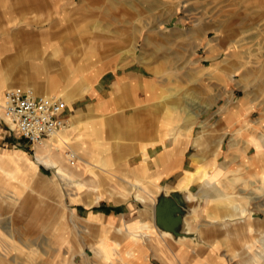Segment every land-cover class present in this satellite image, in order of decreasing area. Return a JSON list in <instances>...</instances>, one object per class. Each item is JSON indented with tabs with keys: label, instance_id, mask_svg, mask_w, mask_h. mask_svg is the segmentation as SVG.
<instances>
[{
	"label": "rangeland",
	"instance_id": "1",
	"mask_svg": "<svg viewBox=\"0 0 264 264\" xmlns=\"http://www.w3.org/2000/svg\"><path fill=\"white\" fill-rule=\"evenodd\" d=\"M39 3L41 20L65 44L67 89L72 101L78 99L74 108H83L76 110L90 113L92 98L81 90L85 76L96 68L104 64L112 67V76L134 75L112 94L110 113L67 127L71 148L59 150L69 180L37 164L34 148L0 119V165L6 169H0V264H245L264 238V154L252 158L247 168L229 151L231 143L249 138L252 126L264 131V0H67L66 8L57 0ZM48 53L39 49L41 57ZM23 85L40 94L47 91L44 84ZM190 115L188 133L184 123ZM198 137L200 144L194 142ZM55 140L60 148L61 141ZM51 142L40 145L48 148ZM166 144L174 148L161 163L157 151ZM179 144L180 150L175 148ZM69 149L97 166L67 162ZM197 151L201 156L195 163ZM255 151L252 145L247 153ZM15 152L23 155L13 157ZM148 155L154 157V170ZM170 155L178 161L162 172ZM182 158L178 172L161 176L179 168ZM197 167L212 178L211 188L199 180L185 181V172L192 174ZM176 182L188 185L175 187ZM97 190L102 196L94 199ZM172 190H180L185 234L163 235L183 243V253L176 255L174 244L152 236L144 239L145 255L127 253L132 240L100 242L96 255L92 245L107 234L84 220L89 212L111 207L134 220L147 209L145 221H153L151 200ZM137 191L144 199L136 197ZM218 191L223 196L213 195ZM231 205L246 212L229 216L236 211ZM111 231L114 240L126 238ZM251 264L264 262L252 259Z\"/></svg>",
	"mask_w": 264,
	"mask_h": 264
},
{
	"label": "crops",
	"instance_id": "2",
	"mask_svg": "<svg viewBox=\"0 0 264 264\" xmlns=\"http://www.w3.org/2000/svg\"><path fill=\"white\" fill-rule=\"evenodd\" d=\"M57 1L60 3L62 1V3H64L65 8L67 7V0H57ZM39 4H40L39 0H0V83L3 86L2 96L5 89L9 87H13V86L28 87L26 85H23L27 83H31L36 86H38L37 84H44L43 90H47V91H45L46 93L45 92L42 93L55 94L61 96L67 102L66 112L67 115L69 116V128H68L69 130L71 127H76L87 119L91 121L95 117L94 115L97 113H99V115L110 113L114 103L113 102L114 95L112 96V94L119 91L121 89L120 86L123 85L125 82H129V79L134 75V72L128 71L127 73H121V74L117 73L115 76H112V74L114 73L111 66H105L103 64L102 65L103 67L100 68L99 71L96 68L94 72H97V75L93 76L94 72L92 71L88 74L89 76H87V78L85 76L83 80V88L81 90V92H86L85 94L92 98L91 102L88 104L91 114L90 113L86 114L81 112V110H76L83 108L80 107L76 109L74 108L72 102L73 101L76 102L78 99L72 101V97L67 89V55L64 53L66 49L65 44L58 39L57 37L58 35L56 32H53L52 27L45 25L43 23L44 20L43 21L41 20ZM41 47H43V49L45 48L48 49L49 51L48 58L40 56L39 49ZM51 67L53 68V70ZM23 68L26 69L24 72L22 71ZM46 68L47 70H45ZM108 75L113 77L111 81H107ZM102 83L103 85H107L110 83L111 86L109 88H104L102 86ZM142 85L145 87L146 83L144 82ZM144 89L147 90L148 89L147 86ZM34 93L40 94L35 91ZM102 121L105 125L106 122L104 121V119ZM230 125H231L230 122H228L227 127L229 128ZM6 128H8L7 125ZM66 130L67 128L59 136L54 138L58 141H61L60 148L57 147L60 150H65L68 147L71 148L67 143ZM11 131L14 132L15 136L18 139H20L21 141L24 140L18 131L16 130H11ZM164 136L165 134L164 131L162 130L158 137L160 140H162L164 139ZM199 139L200 137H198V140H194V142L198 141L197 144H200ZM173 142L177 143L178 140L173 139ZM24 144L26 146L28 145L33 147L35 152L36 144L34 145L28 143L26 140ZM217 145H219L220 147V140L217 142ZM173 148L174 147L172 145L166 144L157 151V154H159L160 152L167 153L169 149H173ZM175 148L180 150L182 147L179 144V146L176 145ZM69 150H73V149H69ZM175 152L179 153L178 150H175ZM75 153L77 155V158H73V160L67 162L71 164L87 163V164L95 165V163H91L88 160L87 162L86 159L83 158V156L77 150L75 151ZM79 156L83 158V160L80 159ZM198 157L199 156H197V158ZM150 158L151 156H149V168L150 170H154L156 168L152 161L154 157L151 160ZM183 158H184V152H183ZM183 158H182L181 166L179 168L172 171L168 175L163 174L161 176L167 177L178 172L182 168ZM193 158H196V156L193 155ZM177 161H178V156L170 155V157H167L166 164L161 168H159V170L161 171L165 169L169 170L172 168V165L174 163H177ZM72 168H73L72 170L70 168L68 169L70 172L74 173L73 171L74 167ZM95 169H97V167ZM182 177H183V173L181 177L177 180V182L179 180L181 181ZM177 182L175 187H180L181 185H184L183 182H181L179 185L177 184ZM76 186L78 185L76 184ZM115 192H117L121 197L123 196L122 192L116 190ZM99 194L100 191L97 190L96 197L94 199L102 196ZM205 195L208 196V194L206 193ZM81 197L80 200H82ZM115 200L118 201L121 200V198ZM151 201L152 202L150 203V205L151 208H153V221L150 220L145 221V216L148 212L147 209L139 210L137 215V219L139 220L137 219L133 220L132 218L126 220L124 218L123 211L121 212L114 208L105 207V206H101L99 210L96 212H89L85 216L84 220L87 223H96L98 226L101 227L100 230L106 229V234H107L106 237H100V239L97 240L94 245H92L93 249H95L96 255L97 256L100 255V250L98 249V247L100 246L99 245L100 242L103 243L107 242L114 245H120V244L124 245L125 242L128 240L133 241V243L129 244V247L133 249L132 254H134L135 252L137 253V256H141V254L145 255V253L148 250V247L146 243L144 245V239L146 237L147 240H149V237L152 238V236L161 238V240H164V242L167 245L170 244L172 246L174 244L176 255L178 253H183L184 247L183 245H181L183 243L178 244L175 241L172 242V240L170 241L169 238L165 237V235L161 234V232H158L155 229L156 225L154 222V201L153 200ZM70 212L71 214H74L72 210ZM95 217L100 219L101 223L99 222L97 223ZM111 229H114L118 233H120L121 231L126 236V238H124L122 242L114 240L110 235V233L112 232ZM138 239L139 240L143 239V241L141 243H138L137 241ZM140 245L142 246L141 251H140L141 248ZM101 253L103 254L104 252L101 250ZM249 259L252 260V258Z\"/></svg>",
	"mask_w": 264,
	"mask_h": 264
},
{
	"label": "built area",
	"instance_id": "3",
	"mask_svg": "<svg viewBox=\"0 0 264 264\" xmlns=\"http://www.w3.org/2000/svg\"><path fill=\"white\" fill-rule=\"evenodd\" d=\"M67 102L55 94H34L30 88L5 89L0 104V119L31 144H46L69 125ZM69 153V159L73 160Z\"/></svg>",
	"mask_w": 264,
	"mask_h": 264
},
{
	"label": "bare ground",
	"instance_id": "4",
	"mask_svg": "<svg viewBox=\"0 0 264 264\" xmlns=\"http://www.w3.org/2000/svg\"><path fill=\"white\" fill-rule=\"evenodd\" d=\"M0 86H1V83H0ZM18 87H20V86H18ZM21 88L27 89L28 87H21ZM33 93H34V91H33ZM34 94H36V93H34ZM1 100H2V96H1ZM0 104H1V102H0ZM197 115H198V113H195L194 114V116H197ZM192 118L193 117H191V115H190L189 117L186 118V122L184 123V128L186 129V131H188V133H189L190 129L193 126V123L189 122ZM66 128H64V129L60 130L59 132H57L50 139V140H52V142L47 144L48 148H46V146H41L40 144H36V146H35V148H36L35 153H36L37 164H43V165L52 167L54 169V171H53L54 172V175L58 176L60 178V180L61 179H65L66 177L69 180L70 177L68 176V173H67V170L65 168V165L63 164V161L60 158V157H62V158L64 157L63 156V152H61L57 148V146L54 144V138H56L57 136H59ZM257 129H258L257 127H253L252 126L251 127V130H250L251 133H250L249 138H247L240 145H239V143H231L230 144V149L231 150L229 151V153L232 154L233 157H237V156L240 157L241 160H242V162L244 163L242 165H244L247 168H250L251 167V162L250 161H251L252 158H255L256 156H259L260 154H264V131H258ZM188 136H189V134H188ZM252 145L255 147L256 151H255V153L253 155H249L247 153V150ZM54 150H55V152H54ZM52 151H53V154H51ZM218 152H219V145H217V147L214 149L213 154L215 155ZM17 153L22 154L21 152H15L14 155H13V157H15ZM70 154L74 158H77V155H76L75 151L70 150ZM164 155H165V152H161L157 156V158H158L157 160L162 163V159H163ZM194 156H196V158H193V160L195 161V163H197L199 161L198 158H200V156H201L200 151H197L194 154ZM197 156H199V157L197 158ZM79 158L83 160V158H81L80 156H79ZM95 166H97V165L95 164ZM0 169H3V167L1 165H0ZM3 170L6 171V169H3ZM32 171H33L32 174H35L37 172L36 167H34L32 169ZM167 171H170V169L169 170H166V171L163 170L162 172H167ZM184 178H185V181H187V182H193L194 180L202 181L203 185H206L208 189L211 188V184L213 182L212 178L209 177V176H206V174L204 172H201L198 167H197V169H195V171L192 174L190 172H185ZM135 182H136V180L133 183H135ZM79 184L83 185L84 183H79ZM184 185L185 186H183V187L185 188L188 184H185L184 183ZM207 188L203 189L204 193L207 192ZM180 190H183V189H180ZM139 193L140 192L137 191L136 197H138L140 199H144V197L141 194H139ZM213 195L214 196H221V195L223 196V193H221L220 191H218V192L214 193ZM229 201L232 204V200H229ZM231 206L233 207V209H237L236 206H233V205H231ZM245 212H246V209L245 208H242L240 211H237L236 210L234 213L233 212L228 213V215L231 216V215H234V214H241V213L244 214ZM162 234L170 235V233L165 232V231H163ZM127 253L129 255L132 254L133 253L132 248L131 249H128L127 250ZM251 258L253 259L254 262H260V261L261 262H264V238H262V247H261V249L258 250V251L252 252ZM244 263L245 264H251V260L248 258V260H245Z\"/></svg>",
	"mask_w": 264,
	"mask_h": 264
},
{
	"label": "water",
	"instance_id": "5",
	"mask_svg": "<svg viewBox=\"0 0 264 264\" xmlns=\"http://www.w3.org/2000/svg\"><path fill=\"white\" fill-rule=\"evenodd\" d=\"M185 208L180 190L160 193L154 203V222L160 232H168L174 238L184 236Z\"/></svg>",
	"mask_w": 264,
	"mask_h": 264
}]
</instances>
